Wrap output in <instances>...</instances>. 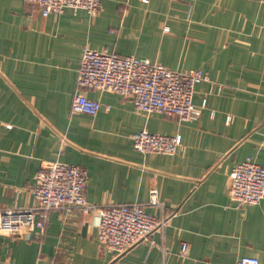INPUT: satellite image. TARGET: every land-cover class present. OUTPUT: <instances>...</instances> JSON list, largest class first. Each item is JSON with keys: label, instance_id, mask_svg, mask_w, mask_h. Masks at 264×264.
<instances>
[{"label": "crops", "instance_id": "1", "mask_svg": "<svg viewBox=\"0 0 264 264\" xmlns=\"http://www.w3.org/2000/svg\"><path fill=\"white\" fill-rule=\"evenodd\" d=\"M88 47L202 69L208 80L193 95L202 114L146 115L94 88L82 92L101 101L98 112L71 113ZM144 128L180 133L187 148L140 152L130 136ZM248 156L264 165V0H102L95 15L48 16L0 0V207L33 205L38 169L60 159L89 170L90 202H138L159 217L156 188L169 215L154 242L116 254L99 248L96 212L53 210L43 233H0V264H235L244 255L264 264V198L239 205L228 194L232 168Z\"/></svg>", "mask_w": 264, "mask_h": 264}, {"label": "built area", "instance_id": "2", "mask_svg": "<svg viewBox=\"0 0 264 264\" xmlns=\"http://www.w3.org/2000/svg\"><path fill=\"white\" fill-rule=\"evenodd\" d=\"M23 1L34 5L44 16L61 13L66 8L84 9L90 15L102 10V0ZM78 67L76 84L79 89L73 95L71 113L95 115L98 112L103 106L101 101L89 98L82 92L94 88L126 97L138 111L146 115L161 113L180 121H190L202 114L193 97L196 85L208 80L207 72L200 68L170 69L146 57L90 47L84 48ZM62 139H66L64 134ZM130 143L140 152L174 154L187 148L180 133H152L146 128L133 133ZM89 174L86 167L60 159L43 164L36 173L32 190L35 203L0 207V233L20 238H26L34 231L43 233L50 211L69 212L77 209L83 215L96 212L99 248L104 251L123 254L146 239L154 242L153 234L164 229L169 216L164 213L157 189L152 188L150 191V205L161 208L159 217L149 214L145 204L138 202L97 205L86 196ZM230 179L228 194L239 205L258 203L264 198V165L254 161L251 156L232 168ZM180 247L182 256L190 254V246L186 241H182ZM235 264H260V261L256 256L244 255Z\"/></svg>", "mask_w": 264, "mask_h": 264}]
</instances>
